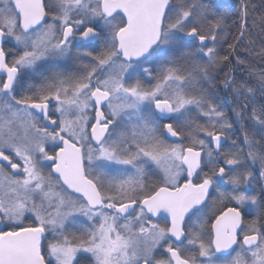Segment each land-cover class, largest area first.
I'll use <instances>...</instances> for the list:
<instances>
[{"label":"snow or ice","instance_id":"6c2138e0","mask_svg":"<svg viewBox=\"0 0 264 264\" xmlns=\"http://www.w3.org/2000/svg\"><path fill=\"white\" fill-rule=\"evenodd\" d=\"M248 9L0 0V264H264V70L211 91Z\"/></svg>","mask_w":264,"mask_h":264},{"label":"trees","instance_id":"16d2710c","mask_svg":"<svg viewBox=\"0 0 264 264\" xmlns=\"http://www.w3.org/2000/svg\"><path fill=\"white\" fill-rule=\"evenodd\" d=\"M245 2L249 5L248 28L243 40L236 44L235 52L229 54L227 43H234L240 31L241 0H214L218 9L226 13L225 31L228 34L227 43L217 46L218 52L220 55H230V63L222 66V70L213 73L217 76V87L211 91L213 99L228 115L229 120H234L235 117L231 110L233 105L230 103V94L220 86L225 73L234 75L237 82L248 81L251 85L256 77H250L249 73L264 70V0H245ZM237 61H242V63ZM200 123H205V121L201 119ZM235 127L238 128V125ZM233 138L237 140L238 145L242 146L239 131ZM229 147L230 143H226L225 149Z\"/></svg>","mask_w":264,"mask_h":264},{"label":"rangeland","instance_id":"374dc122","mask_svg":"<svg viewBox=\"0 0 264 264\" xmlns=\"http://www.w3.org/2000/svg\"><path fill=\"white\" fill-rule=\"evenodd\" d=\"M85 63H87V61H84ZM64 66H66L68 68V70L70 71H75L79 68L80 66V61H77L74 57L73 58H66V61L64 62ZM48 74V73H45ZM32 82L34 83H39V78H35L32 80ZM27 83V81H26ZM193 117H196V113H193ZM170 143H177V141L173 140V139H169Z\"/></svg>","mask_w":264,"mask_h":264},{"label":"flooded vegetation","instance_id":"af4514ba","mask_svg":"<svg viewBox=\"0 0 264 264\" xmlns=\"http://www.w3.org/2000/svg\"><path fill=\"white\" fill-rule=\"evenodd\" d=\"M5 47H6V49H11L12 45L11 44H6ZM24 91H25L24 89H21L20 90V94L22 95L24 93ZM175 141L179 142L178 140H175ZM252 218H253L252 215L245 214V216H244L245 221L250 220ZM154 219H156V222H159L161 224V226L164 225V221L162 219H157V218H154ZM233 255H235V253H233ZM160 258H163L162 252L157 254V259H160Z\"/></svg>","mask_w":264,"mask_h":264},{"label":"water","instance_id":"95a60500","mask_svg":"<svg viewBox=\"0 0 264 264\" xmlns=\"http://www.w3.org/2000/svg\"><path fill=\"white\" fill-rule=\"evenodd\" d=\"M171 139L176 140L175 138H171Z\"/></svg>","mask_w":264,"mask_h":264}]
</instances>
